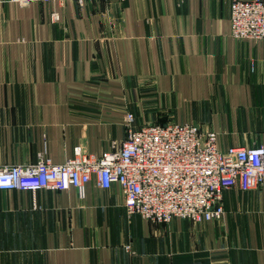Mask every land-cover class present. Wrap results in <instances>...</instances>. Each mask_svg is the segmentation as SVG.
<instances>
[{"label":"crops","instance_id":"0c3cea01","mask_svg":"<svg viewBox=\"0 0 264 264\" xmlns=\"http://www.w3.org/2000/svg\"><path fill=\"white\" fill-rule=\"evenodd\" d=\"M230 3L0 0V167L100 154L129 113L212 130L220 151L264 144V41L231 36ZM222 201L220 221L152 222L117 184L0 190V264H264V184Z\"/></svg>","mask_w":264,"mask_h":264},{"label":"built area","instance_id":"2783aa9c","mask_svg":"<svg viewBox=\"0 0 264 264\" xmlns=\"http://www.w3.org/2000/svg\"><path fill=\"white\" fill-rule=\"evenodd\" d=\"M11 1L26 6L68 0ZM73 1L83 5L89 0ZM51 19H59L56 11ZM230 23L233 38L264 41V0H231ZM133 122L129 113L124 139L119 145L113 141L100 154L77 145L59 164L40 154L34 163L1 166L0 190L62 191L94 180L99 187H120L128 215L152 222H203L222 220L224 190L264 184V144L220 151L216 133L194 123L169 121L135 128Z\"/></svg>","mask_w":264,"mask_h":264},{"label":"rangeland","instance_id":"374dc122","mask_svg":"<svg viewBox=\"0 0 264 264\" xmlns=\"http://www.w3.org/2000/svg\"><path fill=\"white\" fill-rule=\"evenodd\" d=\"M54 12V11H53Z\"/></svg>","mask_w":264,"mask_h":264}]
</instances>
